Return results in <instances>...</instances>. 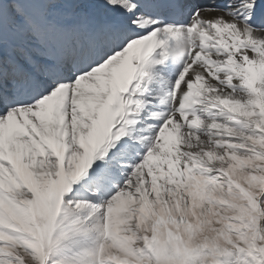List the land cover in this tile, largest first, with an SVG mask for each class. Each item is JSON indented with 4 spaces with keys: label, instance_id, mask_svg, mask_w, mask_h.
I'll list each match as a JSON object with an SVG mask.
<instances>
[{
    "label": "snow or ice",
    "instance_id": "snow-or-ice-1",
    "mask_svg": "<svg viewBox=\"0 0 264 264\" xmlns=\"http://www.w3.org/2000/svg\"><path fill=\"white\" fill-rule=\"evenodd\" d=\"M0 264H264V0H0Z\"/></svg>",
    "mask_w": 264,
    "mask_h": 264
}]
</instances>
